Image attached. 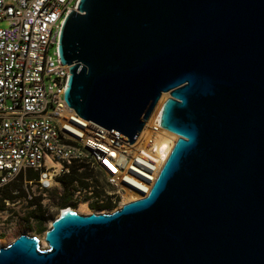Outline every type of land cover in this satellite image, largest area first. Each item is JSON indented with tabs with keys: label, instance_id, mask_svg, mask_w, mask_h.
Listing matches in <instances>:
<instances>
[{
	"label": "water",
	"instance_id": "1",
	"mask_svg": "<svg viewBox=\"0 0 264 264\" xmlns=\"http://www.w3.org/2000/svg\"><path fill=\"white\" fill-rule=\"evenodd\" d=\"M58 54L79 119L131 146L166 95L177 138L142 198L64 207L0 264H264V0H79Z\"/></svg>",
	"mask_w": 264,
	"mask_h": 264
},
{
	"label": "built area",
	"instance_id": "2",
	"mask_svg": "<svg viewBox=\"0 0 264 264\" xmlns=\"http://www.w3.org/2000/svg\"><path fill=\"white\" fill-rule=\"evenodd\" d=\"M78 1L0 0V193L13 183L22 189L1 198L0 231L28 218L50 194L58 198L72 163L101 172L117 196L133 189L124 174L131 160L119 154L125 143L79 119L63 99L69 67L60 61L58 38Z\"/></svg>",
	"mask_w": 264,
	"mask_h": 264
},
{
	"label": "bare ground",
	"instance_id": "3",
	"mask_svg": "<svg viewBox=\"0 0 264 264\" xmlns=\"http://www.w3.org/2000/svg\"><path fill=\"white\" fill-rule=\"evenodd\" d=\"M161 98L156 105V110L145 123V126L139 134L136 143L132 146H128L124 152L126 156L131 157L132 161L130 166L124 170V174L128 175V178L125 179V181L129 183L133 189H125V200H123L122 203L134 201L140 198L142 194L149 192L151 183L154 182L162 164L174 144V141L177 138L175 135L165 132L158 127L157 118L154 120V116L159 113L161 105L164 101L163 97L160 102ZM134 166L139 169L135 170ZM133 173H135L139 179H134L133 176L135 174ZM130 177L133 179H130ZM68 210L72 209L68 208ZM77 211L80 212L79 214L83 213L85 215L94 213L93 211L91 212L85 203L80 204ZM61 213H64V211L60 210L58 216ZM39 244L41 245V249H47L44 241H41Z\"/></svg>",
	"mask_w": 264,
	"mask_h": 264
},
{
	"label": "rangeland",
	"instance_id": "4",
	"mask_svg": "<svg viewBox=\"0 0 264 264\" xmlns=\"http://www.w3.org/2000/svg\"><path fill=\"white\" fill-rule=\"evenodd\" d=\"M163 97L165 99V95L162 96L160 102L162 101ZM156 108L157 107L155 106L153 112L156 110ZM151 115H150V117H151ZM156 118H158V113H157V115L154 116V120H156ZM136 141H137V139H136ZM136 141H135V143H136ZM127 147H128V145L124 144V147L121 149L119 154L123 155L124 154L123 151H125ZM129 159L131 160L130 156H129ZM130 163H132V161ZM128 164H129V161H126V166ZM129 166H130V164H129ZM90 171H91L92 177L89 178L90 181H89V183L86 184V186L81 185L80 183H73L72 185L69 186V193L71 195V201L72 200L73 201L74 200H76V201L78 200L77 203H79V205L82 204V203H80V200H82L83 197H89L88 193L91 192L92 190L88 189V187H90V188L98 187L100 190L103 189L106 192L105 195H108L107 193H112L113 194V192H114L113 189H111L109 186L107 187L106 181H105V179H104V177H103L101 172H99L98 170H94V169H90ZM13 184L14 185L10 186L9 189L4 190L2 193H0V199L3 198V194L4 193H6V195L7 194L10 195V191L18 190V189L21 188V186L18 183H13ZM18 191L21 192L20 193V195H21L22 194V189L18 190ZM56 192L61 193L62 189L58 190ZM125 193H126L125 189L123 191H120L119 192V198L115 194L113 196L111 194V197H113V198L117 197L116 199H117V201H119V203H113L112 202L113 205H114V209L111 210V208H110V209H104L102 211H96V212H99V213H111L112 211H115L118 208L119 205L127 203V202L122 203V201L125 200ZM48 198L49 199H47V201H44L43 203H40L41 206L44 207L46 214H44V216L41 218V220L39 222L35 223V225H34L35 229H37V232L34 233V235L36 237H38L39 241H42V237H43L44 233L49 229V226H50L51 222L59 214V212L57 213V211L55 209L57 204L60 203L59 198H57V196H53V193L50 194V196ZM92 200L95 201L93 198H92ZM39 202H42L41 199L38 200V204H39ZM20 208L22 209L23 206L21 205ZM59 210H63V209L59 208ZM1 246H3L2 242H0V247Z\"/></svg>",
	"mask_w": 264,
	"mask_h": 264
},
{
	"label": "flooded vegetation",
	"instance_id": "5",
	"mask_svg": "<svg viewBox=\"0 0 264 264\" xmlns=\"http://www.w3.org/2000/svg\"><path fill=\"white\" fill-rule=\"evenodd\" d=\"M108 187V186H107ZM88 189H91V195H89V197H83L82 200H80V203H85L89 209L93 212H95L96 214L99 212L96 211H102L104 209H109L107 208L109 201L112 200V198H108V195H105V191L103 189H99L98 187H94V188H90L88 187ZM115 193L112 194V196ZM116 195V194H115ZM117 196V195H116ZM119 198V196H117ZM117 197L113 198L114 203H118L119 201H117ZM92 198H97L100 200V203H98L97 201H93ZM78 200H70L69 202L65 203V202H60L57 204L56 206V211L59 210V208H64V207H69L70 209L77 211V209L79 208V203H77ZM112 203V201H111ZM113 204V203H112ZM114 209V205L113 208H111V210ZM41 212V213H40ZM39 213V214H38ZM80 213V212H78ZM45 213V209L44 207L40 206L38 207V209L31 214L28 218L25 217L23 219H20L19 221L16 222V224L14 226H12L10 223V221H7L4 224V229L0 231V242L3 243V246L14 241V239H16L17 237L21 236V235H25L27 237H34L36 238L38 241V237H36L34 235V233L37 232V229H35L34 225L35 223L39 222L41 220V218L44 216ZM83 214V213H81ZM91 214V213H90ZM42 241H43V237H42ZM41 241H39L40 243Z\"/></svg>",
	"mask_w": 264,
	"mask_h": 264
},
{
	"label": "trees",
	"instance_id": "6",
	"mask_svg": "<svg viewBox=\"0 0 264 264\" xmlns=\"http://www.w3.org/2000/svg\"><path fill=\"white\" fill-rule=\"evenodd\" d=\"M81 168L83 169L79 171ZM91 177H92V174L88 166L84 164H79V163H72L71 166L69 167V173L59 179V182L62 187L61 195L58 197L60 202L67 203L71 200V195L69 193L70 185H72L73 183H80L81 185L86 186L87 183L85 180ZM18 190H21V188ZM13 198L14 197L11 194L6 195V193H4L2 199H13ZM1 206H2V203L0 199V208ZM107 208L109 209L113 208V204L111 203V201H109Z\"/></svg>",
	"mask_w": 264,
	"mask_h": 264
}]
</instances>
